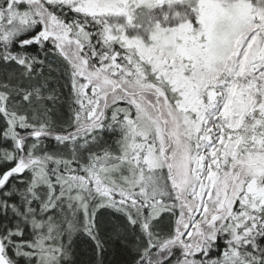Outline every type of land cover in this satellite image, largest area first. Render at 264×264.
Instances as JSON below:
<instances>
[{
	"label": "snow or ice",
	"instance_id": "obj_1",
	"mask_svg": "<svg viewBox=\"0 0 264 264\" xmlns=\"http://www.w3.org/2000/svg\"><path fill=\"white\" fill-rule=\"evenodd\" d=\"M0 264H264V0H0Z\"/></svg>",
	"mask_w": 264,
	"mask_h": 264
},
{
	"label": "trees",
	"instance_id": "obj_2",
	"mask_svg": "<svg viewBox=\"0 0 264 264\" xmlns=\"http://www.w3.org/2000/svg\"><path fill=\"white\" fill-rule=\"evenodd\" d=\"M112 259H114L113 256H109V257H108V260H109V261H111Z\"/></svg>",
	"mask_w": 264,
	"mask_h": 264
}]
</instances>
